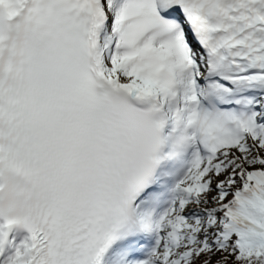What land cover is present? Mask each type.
I'll list each match as a JSON object with an SVG mask.
<instances>
[{
    "label": "snow or ice",
    "instance_id": "1",
    "mask_svg": "<svg viewBox=\"0 0 264 264\" xmlns=\"http://www.w3.org/2000/svg\"><path fill=\"white\" fill-rule=\"evenodd\" d=\"M0 264H264V0H0Z\"/></svg>",
    "mask_w": 264,
    "mask_h": 264
}]
</instances>
